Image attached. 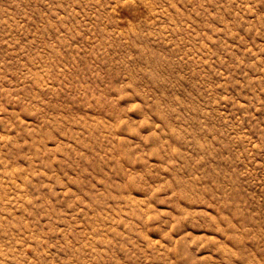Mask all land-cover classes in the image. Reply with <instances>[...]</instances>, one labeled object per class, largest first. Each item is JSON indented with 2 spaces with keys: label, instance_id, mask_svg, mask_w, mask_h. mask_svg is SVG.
Here are the masks:
<instances>
[{
  "label": "rangeland",
  "instance_id": "obj_1",
  "mask_svg": "<svg viewBox=\"0 0 264 264\" xmlns=\"http://www.w3.org/2000/svg\"><path fill=\"white\" fill-rule=\"evenodd\" d=\"M0 264H264V0H0Z\"/></svg>",
  "mask_w": 264,
  "mask_h": 264
}]
</instances>
